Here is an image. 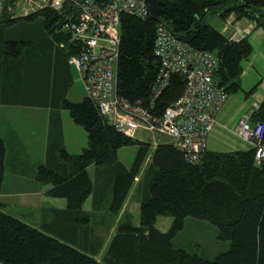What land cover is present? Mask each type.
<instances>
[{"label": "trees", "instance_id": "16d2710c", "mask_svg": "<svg viewBox=\"0 0 264 264\" xmlns=\"http://www.w3.org/2000/svg\"><path fill=\"white\" fill-rule=\"evenodd\" d=\"M155 1L171 36L194 50L214 55L215 86L227 95L241 91L239 63L248 56L250 46L245 38L228 40L215 25L231 16L233 20L245 19L264 29V0ZM37 17L49 31L59 30L64 19L55 11L45 10L21 20ZM15 21L0 16V23ZM155 26L148 16L139 19L119 15L115 91L129 103L138 101L145 106L150 96L159 68V60L153 55ZM62 37L72 48L67 33ZM3 51L8 58H15L19 45L6 42ZM182 87L179 75H169L166 87L153 100L149 112L159 116L180 96ZM60 108L82 128L86 146L77 154L58 151V159L67 167L65 176L39 166L35 179L50 186L46 196L64 199L67 216L73 222L85 223L87 216L81 212V205L92 190L86 168L92 165L113 172L116 151L134 146L136 151L129 168L118 173L111 185L108 210L116 214L148 154L149 144L116 132L87 98L76 103L63 100ZM250 121L264 126V100ZM261 143L264 146V130ZM3 155L0 141V183ZM252 156L251 149L228 153L205 151L199 163L191 164L170 144H156L144 173L148 182L146 194L139 202L138 225H119L108 243L106 256L95 260L0 211V264H264V168L255 166ZM158 216L171 218L166 232L154 228ZM186 218L214 226L215 239L226 242L227 248L207 259L174 245V237Z\"/></svg>", "mask_w": 264, "mask_h": 264}, {"label": "crops", "instance_id": "0c3cea01", "mask_svg": "<svg viewBox=\"0 0 264 264\" xmlns=\"http://www.w3.org/2000/svg\"><path fill=\"white\" fill-rule=\"evenodd\" d=\"M15 19L17 21L10 24L0 23V141L4 147L0 211L99 260V249L106 244L107 235L113 233L117 225H138L133 221L135 205L128 199V194L138 182L141 168L149 165L152 149L156 144L168 143V139L148 143V154L116 214L108 210L111 185L114 177L127 170L132 160L125 167L116 159L113 172H108L105 167L88 166L86 173L92 190L81 205L87 221L73 222L71 216H67L64 199L46 196L50 186L35 179L39 166L65 176L67 167L58 159V151L80 152L66 150L75 145L67 142L68 137L74 141L82 139L83 135L80 126L75 125L67 112L60 108L63 100L76 103L85 98L82 86L78 88L75 83L77 72L66 62L72 48L64 42L61 28L46 30L38 17L31 21ZM226 22L241 32L250 52L239 63L241 91L227 95L206 137L205 151L215 153L250 149L247 142L235 137L234 130L250 103L259 104L264 100V29L248 20H233L229 16L220 24V32L224 35L230 33ZM9 29L15 31L8 33ZM9 41L19 45L15 58L4 54V43ZM84 139L80 150L86 146L85 136ZM143 197L140 196L139 202ZM10 198L16 199L14 206L8 203ZM86 201L87 208L83 210ZM10 209H20L17 210L20 212L12 213Z\"/></svg>", "mask_w": 264, "mask_h": 264}, {"label": "built area", "instance_id": "2783aa9c", "mask_svg": "<svg viewBox=\"0 0 264 264\" xmlns=\"http://www.w3.org/2000/svg\"><path fill=\"white\" fill-rule=\"evenodd\" d=\"M73 7L72 19L60 27L73 45L66 62L79 75L83 94L94 104L98 115L116 132L130 139H135L138 129L166 137L185 162L199 163L215 116L227 98L212 80L216 65L214 55L192 49L156 23L153 55L159 60V68L144 106L138 101L127 102L115 91L119 15L144 19L148 13L143 0H0V16L15 19L52 10L65 17ZM226 24L230 27L228 40L236 42L243 38L230 22ZM171 74L182 78L180 96L155 116L149 110ZM258 106L256 102L250 103L247 113L237 120L234 135L250 145L253 164L264 168L261 143L264 126L250 121Z\"/></svg>", "mask_w": 264, "mask_h": 264}, {"label": "rangeland", "instance_id": "374dc122", "mask_svg": "<svg viewBox=\"0 0 264 264\" xmlns=\"http://www.w3.org/2000/svg\"><path fill=\"white\" fill-rule=\"evenodd\" d=\"M17 27H20V26H17ZM17 27H15V28H17ZM216 27L219 31H221L220 30V24L215 25V28ZM60 30H62L63 33L65 32V30L62 28ZM13 31H15V29H9L7 32L11 33ZM75 83H76L77 87L80 88L81 82H80L78 75L75 77ZM81 129H80V131L83 135L82 139H75L73 141L71 137L67 138V142L69 144L75 143L73 148L67 147L66 148L67 151H69V152L80 151V148L83 145V142H85V139H84L85 134L82 132ZM135 139L138 141H141V142H147L149 144H151L152 142L156 143L157 141H167V138H165L163 136H158L156 134L151 135V134L144 132V131H141L139 129L136 130ZM76 143H78L77 146H76ZM135 150H136V147H134V146L122 147L116 151V159L121 164H123L125 167H127L133 158ZM142 170L145 171V170H147V168L146 167H145V169H143V167L141 168V172L139 173V176H138V182L134 184L132 190L128 194V199H131L132 203L135 205L134 213L132 215H133V221L137 222V224H138V217H139V199H140V196L146 194V186H147L146 184L148 182V177L144 176L145 172H143ZM93 178H94V176H93ZM8 200H9L8 203L11 206L15 205L16 199L10 198ZM82 208H83V210L87 208V201L83 204ZM12 210L10 209L9 212L13 213L14 211L16 212L17 210H20V209H12ZM17 212H20V211H17ZM21 213H22V211H21ZM24 213H27V212H24ZM19 219H20V217H19ZM170 223H171L170 217L158 216L155 219L153 226H154V228H156V230L158 232L163 233V232L167 231V229L170 226ZM118 226L119 225H117L116 228ZM116 228H115V231L113 233H109L107 235L106 240H105L107 245L104 244V246H102L99 249L97 259H100L103 256H106V251H107L106 249H107L108 243L114 237V234L116 232ZM215 233H216L215 227L208 224L207 222L202 221V220H195L192 218H186L184 220V223H183V228L181 229V231L179 233H177L175 235L174 245L183 248L184 250H186L189 253H195V254H197L199 256H203L207 259H212L215 254H217L218 252L224 251L227 248L226 242H220V241H217L215 239Z\"/></svg>", "mask_w": 264, "mask_h": 264}, {"label": "water", "instance_id": "95a60500", "mask_svg": "<svg viewBox=\"0 0 264 264\" xmlns=\"http://www.w3.org/2000/svg\"><path fill=\"white\" fill-rule=\"evenodd\" d=\"M143 1L146 3V6H147L148 17L155 23L161 24L166 29L164 21L161 18L160 13L158 11L156 1L155 0H143ZM74 11H75V8L74 7L71 8L70 12L64 17L61 25H59L58 28H60L63 24L69 22L72 19L74 15Z\"/></svg>", "mask_w": 264, "mask_h": 264}]
</instances>
